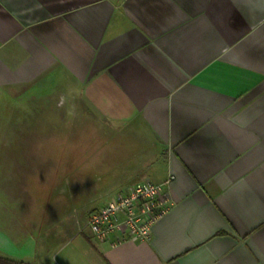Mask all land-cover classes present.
Here are the masks:
<instances>
[{
    "label": "crops",
    "instance_id": "obj_1",
    "mask_svg": "<svg viewBox=\"0 0 264 264\" xmlns=\"http://www.w3.org/2000/svg\"><path fill=\"white\" fill-rule=\"evenodd\" d=\"M11 100L97 127L64 135L98 142L83 153L103 201L55 264H264V0H0V107ZM169 177L147 240L91 233L118 191Z\"/></svg>",
    "mask_w": 264,
    "mask_h": 264
},
{
    "label": "rangeland",
    "instance_id": "obj_2",
    "mask_svg": "<svg viewBox=\"0 0 264 264\" xmlns=\"http://www.w3.org/2000/svg\"><path fill=\"white\" fill-rule=\"evenodd\" d=\"M18 106L13 101L0 107V256L29 264H55L76 222L82 223L86 211L103 201L95 200L101 183L96 182L95 168L85 162L89 156L83 153L88 147L97 148L98 142L80 138L67 143L64 135L72 129L76 135L81 129L80 133L98 134L97 127L59 125L47 120L46 110ZM72 144L76 157L68 156ZM91 160L98 162L97 153ZM84 162L90 169L77 174ZM76 178L81 179L79 186ZM93 183L97 190L81 202L79 193L91 192L93 185L86 186Z\"/></svg>",
    "mask_w": 264,
    "mask_h": 264
},
{
    "label": "built area",
    "instance_id": "obj_3",
    "mask_svg": "<svg viewBox=\"0 0 264 264\" xmlns=\"http://www.w3.org/2000/svg\"><path fill=\"white\" fill-rule=\"evenodd\" d=\"M170 177L163 183L140 179L116 193L114 199L90 213L87 226L99 241L116 235L119 240H147L150 227L171 204Z\"/></svg>",
    "mask_w": 264,
    "mask_h": 264
},
{
    "label": "trees",
    "instance_id": "obj_4",
    "mask_svg": "<svg viewBox=\"0 0 264 264\" xmlns=\"http://www.w3.org/2000/svg\"><path fill=\"white\" fill-rule=\"evenodd\" d=\"M0 264H29L0 256Z\"/></svg>",
    "mask_w": 264,
    "mask_h": 264
}]
</instances>
